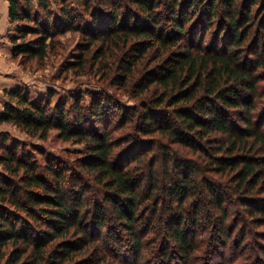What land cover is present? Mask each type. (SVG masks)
<instances>
[{"label": "trees", "instance_id": "obj_1", "mask_svg": "<svg viewBox=\"0 0 264 264\" xmlns=\"http://www.w3.org/2000/svg\"><path fill=\"white\" fill-rule=\"evenodd\" d=\"M8 2L14 57L76 31L69 68L105 80L3 90L31 139L0 131V264H264V0ZM55 129L71 160L32 142Z\"/></svg>", "mask_w": 264, "mask_h": 264}, {"label": "rangeland", "instance_id": "obj_2", "mask_svg": "<svg viewBox=\"0 0 264 264\" xmlns=\"http://www.w3.org/2000/svg\"><path fill=\"white\" fill-rule=\"evenodd\" d=\"M0 2V111L7 98L3 90L18 85L26 86L33 98L50 96L53 103L66 101L68 104L81 99L79 102L81 105L88 104L91 96L101 89L100 84L105 78L98 66L92 68L88 65L83 75H76L69 68L75 55L82 50L80 46L84 40L83 36L71 30L58 35L54 48L43 61L29 59L25 55L14 57L11 36L17 33L18 22L11 21L8 17V0ZM94 60L90 58L92 63ZM105 86L111 88L109 91L115 92L121 101L127 103L133 101L128 95L121 94L120 90L109 87L108 84ZM0 131L21 137L25 141L31 139L13 124L0 123ZM32 142L38 148L45 149L49 156L70 160L82 148L79 144L62 141L56 129L49 131L46 139L34 138Z\"/></svg>", "mask_w": 264, "mask_h": 264}, {"label": "crops", "instance_id": "obj_3", "mask_svg": "<svg viewBox=\"0 0 264 264\" xmlns=\"http://www.w3.org/2000/svg\"><path fill=\"white\" fill-rule=\"evenodd\" d=\"M1 1V0H0ZM0 6H1V2H0Z\"/></svg>", "mask_w": 264, "mask_h": 264}]
</instances>
